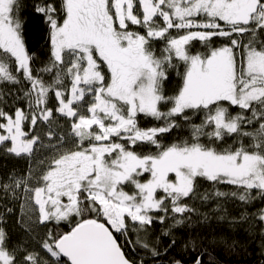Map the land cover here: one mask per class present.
Returning <instances> with one entry per match:
<instances>
[{
    "label": "snow or ice",
    "instance_id": "1",
    "mask_svg": "<svg viewBox=\"0 0 264 264\" xmlns=\"http://www.w3.org/2000/svg\"><path fill=\"white\" fill-rule=\"evenodd\" d=\"M27 9L0 0V85L19 86L26 104L8 108L11 89L0 92V153L29 160L0 195L23 198L20 223L42 234L33 247L0 226V264H157L154 226L172 236L201 215L194 201L214 198L216 212L221 198L240 201V220L259 222L264 237V206L247 210L264 204V0H34ZM26 16L44 25L46 61L29 50ZM61 122L68 132L54 135ZM41 147L50 152L36 172Z\"/></svg>",
    "mask_w": 264,
    "mask_h": 264
},
{
    "label": "trees",
    "instance_id": "2",
    "mask_svg": "<svg viewBox=\"0 0 264 264\" xmlns=\"http://www.w3.org/2000/svg\"><path fill=\"white\" fill-rule=\"evenodd\" d=\"M29 13L32 12V4L34 0H27ZM29 20L27 27V36L29 50L31 54L39 55L42 61L47 59V49L44 44V25L35 18V16H26ZM40 63L35 66L37 69L41 67ZM19 86L0 85V92L7 93L10 88L11 93L4 95V105L8 108L24 105L22 93L17 91ZM144 123V122H142ZM147 126H150L147 125ZM55 135H64L68 132L65 123L54 124L51 128ZM40 136L46 134L47 130L42 125L38 130ZM187 129L182 130L171 137L174 141L179 135H186ZM42 138V137H41ZM44 139L46 137L44 136ZM47 145V143H45ZM40 151L35 153L31 162L33 170L38 172L41 167V161L47 159L50 150L47 147L39 148ZM29 169V160L27 157L6 156L0 153V183L6 182L9 175L26 174ZM221 191H229V186H220ZM208 191L211 193L213 189L205 182L201 188V192ZM24 203L23 198L5 200L0 195V212L4 213L5 222L0 224L10 233L13 242L29 244L35 246L37 233L42 234V226L37 227L36 232L31 235L25 232L23 225L20 223L24 216L21 205ZM199 209L200 216H194L190 225L179 226L172 229V236H164L162 232L165 225L156 224L151 230L150 241H155L159 237V247L162 255L156 258L157 264H169L173 258L179 259L181 264H196L199 257L202 264H264V237L261 236V224L259 222L249 223L240 220L241 214L245 211V207L241 202L234 198H221L219 203L221 211L216 212L217 200L211 199L207 202L196 200L193 202ZM12 208V212L8 213L5 207ZM264 206L260 201H256L252 206H248L249 213L255 212L259 207ZM203 214H207L210 218L203 220ZM224 216L225 219H221ZM136 235L132 234L131 239L136 240ZM147 239V238H146ZM175 239L176 244L168 248L170 240ZM123 242V241H122ZM131 245H128L126 251L131 252ZM167 248V251L163 250ZM140 258L151 262L152 257L145 254L143 249H138Z\"/></svg>",
    "mask_w": 264,
    "mask_h": 264
},
{
    "label": "rangeland",
    "instance_id": "3",
    "mask_svg": "<svg viewBox=\"0 0 264 264\" xmlns=\"http://www.w3.org/2000/svg\"><path fill=\"white\" fill-rule=\"evenodd\" d=\"M62 123H63V122H62ZM44 126H45L46 130L49 131L48 126H46V125H44ZM50 130L54 133V131H53L52 129H50ZM46 133H47V132H46ZM54 135H55V133H54ZM44 136L46 137V139H44ZM41 137H42V139H43V141H44V144H45V143H48V140H47V136H46V134L42 135ZM42 149H44V147H42ZM47 149H49V148H47ZM37 151H40V150L38 149Z\"/></svg>",
    "mask_w": 264,
    "mask_h": 264
}]
</instances>
